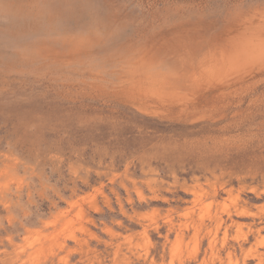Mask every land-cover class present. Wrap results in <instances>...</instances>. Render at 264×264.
I'll return each instance as SVG.
<instances>
[{
	"label": "rangeland",
	"instance_id": "374dc122",
	"mask_svg": "<svg viewBox=\"0 0 264 264\" xmlns=\"http://www.w3.org/2000/svg\"><path fill=\"white\" fill-rule=\"evenodd\" d=\"M262 23L0 0V264H264Z\"/></svg>",
	"mask_w": 264,
	"mask_h": 264
},
{
	"label": "clouds",
	"instance_id": "9594fccd",
	"mask_svg": "<svg viewBox=\"0 0 264 264\" xmlns=\"http://www.w3.org/2000/svg\"><path fill=\"white\" fill-rule=\"evenodd\" d=\"M261 31H262V33H264V23H262V25H261ZM260 60H261L262 66H264V38H262Z\"/></svg>",
	"mask_w": 264,
	"mask_h": 264
},
{
	"label": "bare ground",
	"instance_id": "6f19581e",
	"mask_svg": "<svg viewBox=\"0 0 264 264\" xmlns=\"http://www.w3.org/2000/svg\"><path fill=\"white\" fill-rule=\"evenodd\" d=\"M0 39H1V38H0ZM239 39H240V38H239ZM250 41H251V40H250ZM143 55H144V54H143ZM146 92H147V91H146ZM165 95H166V94H165ZM187 96H188V95H187ZM189 97H190V96H189ZM207 214H208V213H207ZM66 235H67V234H66ZM68 235H69V234H68ZM34 237H35V236H34ZM56 237H57V236H56ZM67 237H68V236H67ZM30 242H31V241H30ZM178 243H179V242H178ZM28 245H29V244H28ZM176 246H177V245H176ZM39 249H40V248H39ZM50 251H51V250H50ZM35 253H36V252H35ZM38 254H39V253H38ZM33 255H34V253H33ZM33 255H32V256H33ZM30 256H31V255H30ZM32 256H31V257H32ZM34 256L36 257L37 255H34ZM35 257H34V258H35ZM143 258H144V256H143ZM150 258H151V257H150ZM35 259H36V258H35ZM143 260H144V259H143ZM172 260H173V258H172Z\"/></svg>",
	"mask_w": 264,
	"mask_h": 264
}]
</instances>
